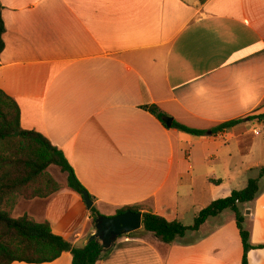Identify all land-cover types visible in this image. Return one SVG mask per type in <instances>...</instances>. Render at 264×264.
I'll use <instances>...</instances> for the list:
<instances>
[{
    "label": "crops",
    "instance_id": "crops-1",
    "mask_svg": "<svg viewBox=\"0 0 264 264\" xmlns=\"http://www.w3.org/2000/svg\"><path fill=\"white\" fill-rule=\"evenodd\" d=\"M0 4V90L19 106L21 128L62 151L101 215L139 206L141 214L167 221L182 224L185 214L194 219L204 207L194 197L192 162L203 165L200 156L185 151L189 135L167 127L150 109L156 107L164 123L203 131L264 113V0ZM210 136L193 137V144ZM226 136L230 161L263 157L264 122L246 121L216 137ZM221 162L205 159L202 190L209 194L221 185L214 171ZM259 163L240 168L251 171ZM225 168L237 170L231 162ZM61 185L49 198L18 201L20 210L9 216L47 221L81 248L95 227L81 197ZM244 205L243 227L253 247L247 262L264 264V248H256L264 245V188ZM242 254L234 215L222 212L172 244L141 227L117 238L95 264H241ZM71 260L63 253L47 264Z\"/></svg>",
    "mask_w": 264,
    "mask_h": 264
},
{
    "label": "trees",
    "instance_id": "trees-1",
    "mask_svg": "<svg viewBox=\"0 0 264 264\" xmlns=\"http://www.w3.org/2000/svg\"><path fill=\"white\" fill-rule=\"evenodd\" d=\"M2 9L0 4V54L4 49L2 36L5 31ZM150 113L165 124L164 115L156 107H152ZM246 121L264 122V113L223 122L209 131L190 128L175 121L171 128L192 137H204L207 132H210L211 136H217ZM51 166L57 167L65 174L67 187L83 200V194L87 191L78 181L62 151L53 146L42 134L22 129L19 106L0 90V203L9 197L32 201L46 199L57 193L61 189L60 185L46 173ZM263 175L264 166L260 169L258 179L248 181L244 189L232 191L229 196L217 199L201 209L195 215L191 226L143 213L142 230L151 233L165 244H172L187 232L198 231L208 219L220 215L225 210H231L243 249L241 264H248L247 253L253 247L249 244L248 232L243 229L244 216L239 207L257 197L258 182ZM89 198L94 200L91 196ZM126 211L138 213L141 208L123 207L117 210L115 215ZM89 212L91 223L95 227V220L101 214L95 206H92ZM134 233L126 236H132ZM256 248H264V245ZM105 251L107 250L102 248L98 239L81 248H75L57 235L47 221L36 223L26 216L14 219L6 212L0 211V264H47L57 260L63 253L71 254V264H95Z\"/></svg>",
    "mask_w": 264,
    "mask_h": 264
},
{
    "label": "rangeland",
    "instance_id": "rangeland-1",
    "mask_svg": "<svg viewBox=\"0 0 264 264\" xmlns=\"http://www.w3.org/2000/svg\"><path fill=\"white\" fill-rule=\"evenodd\" d=\"M229 133V131H228ZM262 136V134H260ZM226 137H220L217 138L216 136H210L207 137L204 142H198V146L196 147L193 142L196 141L195 138L189 136L188 144H184L185 151H193L194 156L196 158V154H198L200 157V162L203 165L198 166L196 164V161L194 160L192 164L194 165L195 169V192L194 197L197 199L198 205H203L205 208L208 206L211 202L220 199L225 198L230 195L232 191H240L244 189L250 180L258 179L260 174L261 167L264 166V154L263 157L257 158L256 156L248 159H242L241 157L233 158L231 161L227 157V150L225 148L226 144L225 141L227 140ZM203 145H201V144ZM233 145V144H232ZM231 145V146H232ZM233 147V146H232ZM208 156L216 157L217 159L222 160L221 164L219 166L214 167V171L216 178L218 181H221V185H219V188L215 190L213 194H209L207 190H202L203 188V178L201 177V173L204 172V168H207V164L205 163V159H207ZM204 159V162H203ZM231 162L233 165L236 164L237 170L236 171H225L226 165ZM252 162H260L259 165L256 168H253L251 171L245 170L240 168L241 164H250ZM214 164V161L209 162ZM208 164V165H209ZM46 173L56 182L62 186L61 183L66 184V177L65 174L61 173L59 169L55 166H51L46 170ZM205 174V173H204ZM220 179V180H219ZM199 181V182H198ZM220 184V183H219ZM259 188L260 190L264 188V175L259 179ZM217 197V198H216ZM216 198V199H214ZM23 200L22 198L16 197V198H6L3 200L2 203H0V211H4L7 214H12L14 211H19L20 207L17 206V202ZM212 200V201H211ZM25 201V200H24ZM240 210L242 213L246 214L247 210L243 211V208H245V205L242 204L240 207ZM185 214L182 220V225L184 226H190L193 224V216ZM234 215L231 210H225L224 216H232ZM244 225V224H243ZM243 229L246 231L245 227Z\"/></svg>",
    "mask_w": 264,
    "mask_h": 264
},
{
    "label": "water",
    "instance_id": "water-1",
    "mask_svg": "<svg viewBox=\"0 0 264 264\" xmlns=\"http://www.w3.org/2000/svg\"><path fill=\"white\" fill-rule=\"evenodd\" d=\"M165 124L171 127L172 119H166ZM210 135V132L207 133ZM83 201L88 210L93 206V201L87 193L83 194ZM248 211L246 212V214ZM142 227V214L126 211L119 215L99 216L95 220V232L88 237L86 244L98 239L104 250L111 249L115 240L123 235L135 232Z\"/></svg>",
    "mask_w": 264,
    "mask_h": 264
}]
</instances>
